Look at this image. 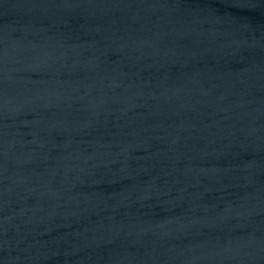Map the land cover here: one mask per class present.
<instances>
[{
  "label": "water",
  "instance_id": "95a60500",
  "mask_svg": "<svg viewBox=\"0 0 264 264\" xmlns=\"http://www.w3.org/2000/svg\"><path fill=\"white\" fill-rule=\"evenodd\" d=\"M0 264H264V0H0Z\"/></svg>",
  "mask_w": 264,
  "mask_h": 264
}]
</instances>
